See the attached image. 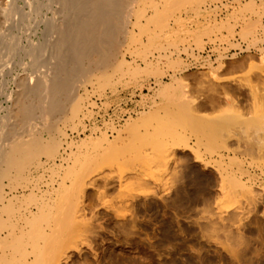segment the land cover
I'll return each instance as SVG.
<instances>
[{"label": "bare ground", "instance_id": "bare-ground-1", "mask_svg": "<svg viewBox=\"0 0 264 264\" xmlns=\"http://www.w3.org/2000/svg\"><path fill=\"white\" fill-rule=\"evenodd\" d=\"M256 5L255 0H0V264H68L72 253L67 249L71 245L77 249L78 242L88 244L85 239L91 244L96 235L94 222L85 223L90 221L86 219L91 208V214L98 209L85 201L86 191L99 184L98 197H106L108 187L115 188L109 183L112 172L107 167L121 171L120 177L113 174L119 177L118 183H114L116 176L112 181L119 188L116 192H122L126 183L141 181V168L135 164L145 159V149L152 150V154L148 151L151 156L153 150L158 152L163 132L184 139L191 130L198 144L212 146L220 126L195 109L216 111L225 104L232 106L240 148L245 138L249 145L254 139L264 142V24H250L243 17ZM224 9L233 11L225 19L220 18ZM223 28L230 36L221 33ZM224 38L237 54L247 53L250 62L245 57L247 63L242 59L232 63L231 69L238 73L233 88L224 87L222 98L214 95L192 109L189 99L178 98L191 65L173 56L197 59L202 54L197 57L191 44L202 53L208 41L207 56L212 59L221 52V57H229L232 51H221ZM182 43L183 49L179 48ZM151 77L154 82L148 81ZM166 78L170 83L164 82ZM130 84L136 90L129 98L141 95L142 105L150 100L147 94L143 96L146 89L155 92L149 111L143 108L137 113L133 108L125 126V115L106 122L111 99L120 94L118 86ZM159 97L168 103L165 111L160 108L164 114H169L170 106L176 108L175 120L156 108ZM99 100L104 108L99 107ZM176 127L184 134L171 131ZM251 148L247 151L256 149ZM126 166H131L128 178L122 171ZM91 194L94 202L101 198L96 196V201V194ZM81 232L92 238L86 234L88 238L82 239ZM95 240L91 252L96 250L97 246L91 248L94 244H100Z\"/></svg>", "mask_w": 264, "mask_h": 264}, {"label": "rangeland", "instance_id": "rangeland-1", "mask_svg": "<svg viewBox=\"0 0 264 264\" xmlns=\"http://www.w3.org/2000/svg\"><path fill=\"white\" fill-rule=\"evenodd\" d=\"M245 1L247 2L248 0ZM255 1L257 3L255 10L247 11L243 17L250 24L257 22L258 25L259 23L262 25L264 24V4L262 0ZM231 12L233 11L222 10L220 18L225 19ZM239 28L236 27L237 31ZM221 33L230 36L226 28H223ZM238 38L241 40L239 35ZM231 44L225 38L221 42V51L224 54L232 51L229 54L230 56L228 55L229 57L226 58L225 56H220L221 52L219 56H214L212 59L207 56L208 48L206 50L205 48L209 46L208 41L202 53L191 44L190 47L196 49L194 54H197V57L202 54L197 58L198 60L193 57L188 58L185 54H174L173 59L180 57L191 65V69L185 74L188 77L183 75V78H188L187 80L183 79V82L186 80L187 83H183V86L186 85L183 90L187 88L189 93L185 92L186 90H181L185 93L183 94L180 91L178 98L189 99L188 102L190 101L192 109H195L202 102L209 101L207 99H210V97L211 99L216 96L218 98L220 95L222 98L224 87L235 85L233 80H236L238 73L235 70L233 71L231 66H234V63L237 64L238 61L241 62V59L243 61L247 58L248 61L250 57L247 53L237 54L236 48L232 47L233 44ZM183 46L184 44L182 43L179 48L183 49ZM172 51H174V48ZM257 55L254 54L255 57ZM163 61L166 63L168 59L164 58ZM208 62L212 63V65L208 64ZM221 64L224 65L223 69H219ZM211 69L213 70L211 71ZM247 70L245 75H247ZM197 80L200 81L198 82ZM148 81L154 82V78L151 77ZM169 81V78H166L164 82L170 83ZM200 82H202L201 85L199 84ZM118 87L120 94L111 99V102L114 101L107 110L106 122L110 123L114 119L117 121L122 115H125L126 118L122 121V126H125L133 108H136L137 113L140 110L142 111L143 108L149 111L155 92H150L146 89L147 91L145 90L146 92L143 96L148 95L150 100L142 105L141 95H137L135 99L129 98L131 97V92L136 90L135 84L128 86L119 85ZM216 90L221 93L217 94ZM111 91V89H108V93H111ZM229 93H231L230 89ZM151 95L153 96L151 97ZM109 96L111 95L109 94ZM156 100L160 106L156 108L164 110V106L168 104L166 100H161L160 97L156 98ZM101 102L103 101L99 100V107L104 108ZM115 102L123 105L117 108ZM219 108L216 111H197L195 109V113L216 121L220 126V133L217 135V139L214 140L216 142L212 141L210 143L212 146H207L209 143L206 142L198 144L191 130L185 132L180 127L171 130L172 132L178 130L181 134L187 133L183 137L184 139L180 137L170 138L167 137L169 132H163V135L158 139V152L153 150L155 155L151 156L149 153L152 150L145 149L144 157L142 155L145 159L140 160L139 165L135 164L136 168H141L139 170V172L141 171V175H139L141 176V181L135 183L132 180H128L129 182H134H131L128 186L127 181H125L126 187L120 189L124 190L122 192L118 190L116 192L115 188L118 187L113 184V178L116 176L113 174H117L120 177L121 171L119 172L117 167L112 168L113 170L110 169L111 167H107L110 170L108 172H112V176H109L110 182H108L115 188L109 184L112 187V191L108 187L109 191L107 189L106 193L109 195L103 197L104 195L100 194V197H103L102 199L98 197L99 194L97 193L98 188L96 187L99 184L96 187L89 188V191L87 190L85 193L87 194L85 197L88 198L85 201L88 204L90 203L92 207L94 205L95 208H98L95 209L94 213L92 212L96 217L91 214V211H93V208H91L88 212L90 216L88 215V219H86L89 220L90 218V221H85V223L94 222V225H91L92 223L90 225L95 227L94 230L97 236L95 235L94 238L96 237V240L99 239V241L95 240L94 242H99L100 244H94V247L92 246L91 248L94 250L97 246V251L94 250L97 253L91 252L92 249H90L94 238L90 239L92 240L91 244H89V239H85L88 237L92 238L91 234L81 232L85 236L82 239L87 240L89 243L84 245L80 242V247L78 242L76 243L79 245L77 249L71 245L74 250L71 249V252V250H68L70 247L67 249L69 254L72 253V255L70 254L72 260L69 259L68 264H74L75 261V264H78V259L79 264H264V142L261 141L263 143L260 144V141L258 143L257 140L255 143L254 139V142L249 145L248 141H246L249 139L245 138L240 148L234 129L236 126V120H234L235 122L233 121L234 108L226 104ZM164 111H161L164 117L171 115L167 118L172 119L171 117L173 116L174 120L176 119L175 117H178V112L173 106H170L169 112L167 111L169 114H164ZM137 113L134 114V119L137 117ZM98 117H100L98 118V124L104 129L105 125L101 115H98ZM247 129L250 128H246L245 131ZM142 131L144 132L145 130L143 129ZM251 131H248L250 135ZM260 131L263 132L261 129ZM124 135L127 137V132ZM190 135L192 136L189 137ZM83 137L80 139L82 140ZM80 139L76 140L80 141ZM252 143L257 144V146ZM251 145L256 149L251 148ZM190 146L193 147V150L190 149ZM249 146L250 150L253 149L254 151H247ZM210 150H213V152L210 153ZM239 152H242V154ZM213 153L214 155H212ZM147 154L150 159L148 156L146 157ZM219 155H225L224 160L220 159ZM154 158H156V161ZM236 158L238 161H236ZM240 161L241 163H239ZM130 167L126 166L125 170L127 172L122 170L124 171L123 175H128L125 176L126 178L132 176ZM119 177L116 176L114 183H118ZM239 184L241 185L239 186ZM114 192H119L121 195L114 194ZM88 194L92 196L96 194L93 197L100 198L101 203L99 204L98 198L96 199L98 201L94 202V198H90L91 196H88ZM90 225H88V229H93L94 227L91 228ZM94 230L89 231L94 232ZM86 234L88 237H86ZM79 239L78 241H82V239ZM87 246L89 247L86 249L85 247ZM75 247L77 246L75 245ZM81 249H84V252H81ZM76 251L80 253L81 257L84 256L85 259H81ZM87 252H90L89 254L92 256L87 254ZM81 253L89 256L84 254L82 256ZM70 261L74 262L71 263Z\"/></svg>", "mask_w": 264, "mask_h": 264}]
</instances>
